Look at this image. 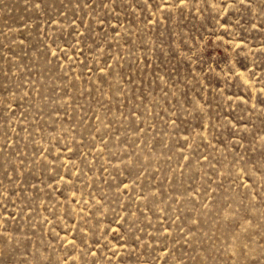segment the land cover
<instances>
[{
    "label": "rangeland",
    "instance_id": "obj_1",
    "mask_svg": "<svg viewBox=\"0 0 264 264\" xmlns=\"http://www.w3.org/2000/svg\"><path fill=\"white\" fill-rule=\"evenodd\" d=\"M0 264H264V0H0Z\"/></svg>",
    "mask_w": 264,
    "mask_h": 264
}]
</instances>
